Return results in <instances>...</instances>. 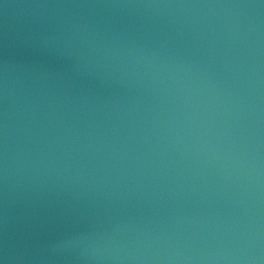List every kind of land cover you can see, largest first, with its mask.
<instances>
[{"label": "water", "instance_id": "obj_1", "mask_svg": "<svg viewBox=\"0 0 264 264\" xmlns=\"http://www.w3.org/2000/svg\"><path fill=\"white\" fill-rule=\"evenodd\" d=\"M0 264H264V0H0Z\"/></svg>", "mask_w": 264, "mask_h": 264}]
</instances>
